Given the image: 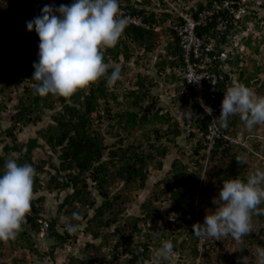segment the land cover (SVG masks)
<instances>
[{
  "label": "trees",
  "instance_id": "16d2710c",
  "mask_svg": "<svg viewBox=\"0 0 264 264\" xmlns=\"http://www.w3.org/2000/svg\"><path fill=\"white\" fill-rule=\"evenodd\" d=\"M3 1L0 0V3ZM8 2L15 9L13 11L0 10V52L2 46L7 45L10 38L14 39L8 46L11 51L10 56L0 60V111L8 109L5 103L7 99L5 94L11 83L18 87L16 91L18 103L13 106L15 111L11 114L9 127L0 131V135H6L9 139V141L2 140L4 144L2 145V153H0V175L3 174L4 165L9 157L16 159L18 164L30 163L36 169L31 212L27 215L16 239L11 240V242L15 246L22 244L24 248L37 254L39 249L35 235L41 232V225L45 220H48L47 241L54 240L63 243L59 245H64V242L70 241L69 243L73 244L77 242L79 235L85 234L90 235L92 239L102 238V245L110 244L108 238L111 236L116 241V245L121 246L120 251H110L107 260H102L97 255H92L91 259L71 256L70 264H119L118 255L125 257V262L123 261L125 264H154L153 254L164 240L173 243L174 251H178L181 245L187 246L189 253L194 258L191 264H202L201 262L197 263V259L206 256L207 252L213 249L215 243H218V241L213 242L211 239H199L192 231L194 218L191 213L196 197L193 184L202 180L203 162H200L199 159L195 161L198 170H200L195 175L193 172L187 171V165L183 164L180 159H174L168 174L153 183V192L141 203L140 210L143 214L138 216H127L125 205L129 200V194L121 189L115 193L110 190V164L115 165L116 163L117 179L123 182V187L138 186V188H145L149 182V166L154 164L156 169L162 170L165 165L164 159L170 151L168 146L162 147L158 140L167 135V142L172 143L176 137L182 134L178 122H172L173 115L170 111L163 112L162 108L156 109V97H152L151 102H146L152 87L157 83L156 75L170 72L167 74L170 79H166L168 81L178 80L174 70L180 69L184 65L179 36L171 20L173 11H164L159 7L150 8V0H119L120 14L123 17H126L127 14L131 17H139L142 23L130 22L127 24L116 46L103 49L104 62L106 64L110 62L118 64L122 62L120 56H123L124 62L119 66L121 73H123L126 67H131L129 62L136 52L142 53V55L154 54L157 61L155 63L157 71L156 75H137L135 80L137 88L127 90L124 94L130 103V107L113 114L111 113L110 100L112 99L116 105H121V102L119 101V94L116 91H110V88L106 86V78H101L84 89H78L70 97L52 94L41 97L34 94V87L38 82L32 79L35 71L33 62H38L39 37L35 30L28 31L27 22L41 15L42 8L36 10L35 5L42 3L43 0H8ZM71 3L73 0H58L56 7L61 4L71 5ZM162 7L167 8L165 4H162ZM247 18H249L248 15ZM19 22L24 25L25 34L14 32V29L19 27ZM1 28L5 29L1 30ZM197 31L200 35L208 32L207 28H198ZM223 41L226 40L223 39ZM247 43L249 44L250 41ZM208 53L209 56L216 55V51L213 50ZM213 63L215 66L213 69L223 74L224 78L219 81V91L216 94L205 92L208 101L212 100L214 96L224 94L225 87L232 81L231 72L238 73L239 80L244 81L246 86H250L252 82L256 83L258 80L257 76L253 77V74L246 75V68L241 64L240 56H237L232 62L235 68L232 67L230 73L224 68V62L220 59H214ZM112 70L113 67L109 68L108 73L110 74ZM255 71L257 75L264 72V65L262 67L261 65L257 66ZM183 86L187 89L186 94L190 96V99H187L190 101L187 103L190 104V107L186 114L193 125L202 134H205L208 131L209 118L204 115L196 99V93L190 90V86L185 84ZM102 103L105 105L103 110L108 112L107 117L111 120L109 127L112 126V129L107 133L118 137L111 146L105 143V135L95 125V119L102 123L103 114L99 113L97 117L92 116V111L97 109L101 111ZM144 104L146 105L145 110H142ZM48 110L52 111L51 121L44 126V129H38L37 135L29 137L25 143H19L18 131H23L31 124L43 122L44 115ZM239 120L238 116L229 117L228 124L233 126V129L221 125L223 136L217 138L209 159L219 157L221 160V154L225 155V158L229 156L232 147L230 137H237L240 132L238 130ZM141 123L168 124L166 131L164 130L165 133L162 135H160L159 128H154L158 135L156 134L157 137L153 139L152 150L141 151L139 144L134 145L129 144L130 141L126 142L130 132ZM121 130L125 132L122 133ZM41 138L44 139V143L41 142ZM47 147L57 155L58 162H54L50 155L49 158L36 160L35 150L40 148L46 152ZM204 147L203 142L200 141L195 150L199 152ZM109 148L107 159H105V150ZM43 172L49 174L46 177L45 186L41 183V173ZM220 172L217 171L216 174L223 186V179L227 178L220 176ZM239 172H243L242 169ZM231 173L234 174L235 172L232 171ZM237 176L235 175L233 178ZM244 177L241 178L245 179L246 177ZM90 179L94 182L93 186ZM69 187H72L73 191L58 203L54 214L50 212L51 208L45 205L43 194L33 198L34 195L45 190L44 188L48 189L49 192H54ZM92 187L97 190L96 194L92 191ZM164 196L170 202L168 213L173 215V223L179 231L169 236L167 234L168 229L159 228V235L156 237L148 232L144 234V238L141 237L142 222L147 224L153 219L156 223L162 218L160 214L155 213L152 201L154 197L158 199ZM99 200L100 202H98ZM35 204H37L36 209H34ZM46 213H49L50 217H46ZM73 213L79 215V220L73 218ZM124 213L126 215L125 222L121 223V217ZM62 215H65L69 222H63ZM263 215L261 214L260 217ZM168 221L172 224V220ZM66 223H78L80 225L79 230L74 233L67 230L63 231ZM135 235L138 236V239L132 242ZM177 235L183 236L180 245L177 242ZM261 243H264V238ZM0 244L4 245V242H0ZM56 246L57 243L52 246L51 255L54 254ZM94 246L95 243L89 241L87 250ZM183 257L185 256L183 255ZM169 263L170 260L160 261V264ZM12 264H20V259L14 258ZM182 264L188 263L184 261Z\"/></svg>",
  "mask_w": 264,
  "mask_h": 264
},
{
  "label": "clouds",
  "instance_id": "9594fccd",
  "mask_svg": "<svg viewBox=\"0 0 264 264\" xmlns=\"http://www.w3.org/2000/svg\"><path fill=\"white\" fill-rule=\"evenodd\" d=\"M213 1L223 2V0H175L181 10L191 11L193 14L196 12L195 10L201 11L210 8ZM56 4H58V0L57 2L55 0V2L50 5L43 4V2L35 5L38 6V9L42 8V13L27 22L28 31L35 30L39 37L38 62H33L35 71L32 79L38 82L34 87V94L41 97H45L49 94L60 97H70L78 89H84L101 78H106V86L110 88V91H116L118 94V89L115 90V88L119 85V80L121 79V68L116 66V62H110L108 64L104 62L103 49L115 47L127 26V18L120 14L119 0H73L71 5L61 4L59 7H56ZM162 4H165L167 8H163ZM260 4V0L247 3L246 12L241 18L237 19V22L231 25L228 36L217 38L212 32V25L198 27L207 28L208 32L201 36L205 38L206 44L213 46V49L210 51H216V59H220L224 62V68L228 73L232 71L234 65L232 62L237 56H240L241 64L243 63V57L238 49H244V46L250 45V43L248 44L247 42L253 38L254 32H250L247 36H244V34L250 29L248 26L249 18L254 15L256 7ZM156 7L164 11H171L168 3L164 0H150V8ZM121 12L123 13V11ZM175 14L176 12L173 11L172 21L176 20ZM247 15L249 18L246 19ZM244 21L245 24H243ZM198 28L196 29L197 33ZM249 31H251V29ZM223 39L226 41H223ZM218 52L219 54H217ZM151 55L154 56L153 59L156 61L155 55ZM120 57L122 58L123 56ZM112 64L114 65L112 66ZM111 67H113V70L109 74L108 69ZM214 67L212 60L210 68L213 69ZM183 68L184 65L179 69L181 76L178 77V80H181L183 84L188 86L183 77ZM233 68H235V66ZM213 70L217 72L215 69ZM236 74L238 73H230L232 81L225 87L224 94L217 95V97L214 96L215 99H212L216 100V98L219 97L220 101H222L220 115L214 117L213 122L220 123L221 129V125L227 127L229 117L238 116L244 127L249 132H252L257 126H264V95H259L245 84L238 83L239 76ZM201 78L202 77L190 78L188 81L190 83L198 82ZM135 88L137 87L134 84L132 89ZM189 88L192 92H195L191 87ZM20 89H22V87H20ZM152 91H154V86L150 91L149 99L146 101L148 103L152 101V97H156L158 101V96L151 95L153 94ZM196 99L201 106L197 93ZM119 101L121 102L120 98ZM110 104L112 106L111 113L114 114L116 112L114 105L116 104L112 99L110 100ZM120 104L121 105L118 106L122 107L123 103L121 102ZM129 104L125 108L117 111L126 110L130 107ZM145 104L142 110H145ZM104 106V103H102L101 111L98 109L92 111V116L97 117L99 113L103 114L102 123H99L98 120L95 119V125L100 128L101 132L105 135V143L111 146L117 141L118 137L107 133L112 129V126L109 127V122L111 120L107 117L108 112L105 109L103 110ZM188 106L190 107V104ZM204 107L206 112L211 115L212 109L207 106ZM158 108L156 103V109ZM201 108L204 115L208 116L202 106ZM174 121L178 122V120L173 118L172 122ZM178 126L180 128L179 123ZM167 127H164L163 130ZM1 130L3 129H0V131ZM121 132L124 133L125 131L121 130ZM162 132H160V135L164 134V132ZM198 132L202 134L199 130ZM204 135L205 134H202V142L205 147L199 150V152L203 151L204 155L209 158L213 148L208 151L204 143ZM166 136L167 135L163 136L160 140L157 139L162 147H169L170 142H167ZM222 136L221 130V137ZM156 137V134H154V136H147V142L127 139L126 142L130 141L129 144L134 145L139 144L141 146V151H149L152 150L153 139ZM236 138L237 137H230V142L239 143ZM110 139L115 140L110 141ZM233 145L235 144L231 146ZM169 148L171 150L172 146ZM109 150L110 148L105 150V159H107ZM235 157L238 164L248 165L247 159L243 156L236 154ZM151 165L154 166V164ZM109 168V179L111 180L110 190L115 193L117 190L121 189L127 194L131 193L133 187H123V182L117 179L116 163L115 165L110 164ZM35 174L36 169L32 164L27 162L18 164L16 159L12 157L7 159L3 174L0 175V242L7 243L10 240L16 239L22 228V224L25 222L27 215L31 212ZM48 176L49 174L47 172L41 173V183L43 186H45L47 181L46 177ZM201 178L204 177L201 176ZM90 182L93 186L94 182L91 179ZM44 189L49 192L48 189ZM139 189L144 188H138V190ZM94 190L97 191L92 187L93 192ZM72 191V187L62 191L55 190L54 192L56 193L57 200H60L58 203ZM40 194L43 193H38L34 195L33 198L39 197ZM43 195L46 197L45 194ZM98 202H100V200ZM213 204L215 205L214 209L205 210L206 214L202 223V220L200 221V218L195 216L194 213V210L199 206L195 198V204L192 208V217L194 218L192 221V231L194 235L202 240L211 239L213 242L220 240L221 237L228 236H231L235 241L242 240L244 236L249 235L252 231V215L258 211L260 214H264V208H260V206L264 204V169L256 168L253 171H249L245 179H241L239 176L223 179V186L219 189L218 195L213 198ZM36 206L37 204H35L34 209H36ZM56 208L52 212L53 214L56 212ZM91 211L93 212V210ZM45 216L50 217V214L46 213ZM61 218L63 222H69L65 215H62ZM64 218L65 220H63ZM73 218L79 220V215L73 213ZM47 221L48 220H45L42 225L45 223L48 224ZM79 227L80 225L78 223H66V227L63 231L67 230L70 233H74L79 230ZM47 235H43L41 230L36 236H40L41 240H44V242H49L47 241ZM79 238L80 235L78 236V241ZM51 242L53 243L51 248L56 243L57 246H63L59 245L62 242L59 243L54 240ZM64 243L67 244L66 242ZM173 255V243L169 240H164L153 254L154 264H160L161 260H169ZM256 257L257 264H264V248L256 249ZM51 259L53 261L55 260L54 257H51ZM67 264H70V260ZM240 264H247V259L244 256L240 258Z\"/></svg>",
  "mask_w": 264,
  "mask_h": 264
},
{
  "label": "rangeland",
  "instance_id": "374dc122",
  "mask_svg": "<svg viewBox=\"0 0 264 264\" xmlns=\"http://www.w3.org/2000/svg\"><path fill=\"white\" fill-rule=\"evenodd\" d=\"M55 0H45L43 4H52ZM260 5L256 7V11L254 13V17H251L249 20L248 26L251 31L247 30L244 36L249 35L250 32L253 33V38L250 39V45L244 46V49L239 48L241 52V56L243 57L242 65L246 68V75H252L253 77L257 76L258 80L256 83H251L250 87L257 94L264 95V72L256 73L255 69L257 66L264 65V0H260ZM36 10L38 6H35ZM6 9L9 11H13L12 5L8 2V0H4L0 3V10ZM5 28H1L4 30ZM13 32V30H11ZM22 32L25 34L24 25L19 22V27L14 29V32ZM14 39V38H12ZM12 39L10 38L7 45L2 46V51L0 52V60L6 59L10 56L9 44L12 43ZM237 50V51H238ZM154 56L151 54L142 55V53H135L129 62L130 68L126 67L124 72L121 73V79L119 80V85L115 88L118 89V94L123 106L120 107L118 105H114V109L120 110L128 106V100L124 96L127 90L132 89V86L135 84V80L137 75L139 74H149L156 75L157 67L154 61ZM121 61H124L123 57ZM121 63H118L117 66H121ZM114 64H112L113 66ZM111 66V65H110ZM254 72V73H253ZM168 73H161V75H156V86H154V91L152 96H158L157 107L162 108L163 112L170 111L173 115V118L178 120L180 124V128L183 133L180 137L176 138V140L169 144V147L172 146L167 158L165 159V165L162 170L156 169L153 165L150 166V176L149 182L147 183L144 189H139L138 187H133V191L129 193V200L126 203L127 208V216L128 215H140V205L145 200V198L149 197L153 192V183L164 178L165 175L168 174V171L171 169V163L174 159L178 158L181 160L183 164L187 165V171L193 172L195 175L198 174L200 170H198V165L195 163L197 159L200 162H203L202 169V180L199 182H195L194 188L196 190V201H198V208L194 210L195 216H198L200 221L204 220L206 209H214L215 205L213 204V198L218 195L219 189L222 187L220 184V179L218 178L216 172H220V176L228 178L238 175L241 177H246L249 171H253L256 168L264 169V126H257L252 132H249L243 125V123L239 120L238 130L240 131L236 140L239 143L232 142L233 145L230 148V154L225 158V155H220L215 159H209L208 156L204 155L203 151L197 152L195 150L196 145L202 141V134L198 132L193 126V123L186 116L187 110H189L190 96L186 94V88L183 86L181 80H173L168 81ZM174 73L176 77H180V70L175 69ZM239 76V74H236ZM170 79V78H168ZM238 83H244V81H239ZM18 87L16 84L11 83L8 87L7 99L5 100L8 109L5 111H0V129L5 130L9 127L11 114L15 111L14 105L18 103L17 93ZM12 96V99L10 97ZM125 97V98H124ZM128 103V104H127ZM153 111V110H152ZM52 112L48 111L43 118V122L39 124H31V126L27 127L23 131H18V142L25 143L29 137H33L37 135V130H43L44 126H46L51 121ZM167 123L157 124V123H141L132 132L128 135L127 140H137L147 142V136H154L157 134L154 128H159L160 132H164V127H167ZM228 128L233 129L234 127L231 125H227ZM162 132V133H163ZM158 135V134H157ZM165 136V135H164ZM234 137V136H232ZM4 138V139H2ZM3 141H9L6 135H0V153H2V145ZM115 139H110V141H114ZM165 140V138H164ZM41 142L44 143V139L41 138ZM165 143V142H164ZM47 151L44 152L43 149L35 150V158L44 159V158H52L54 162L57 161V155L51 152V149L47 147ZM239 154L247 159V164H238L235 155ZM234 169V170H233ZM242 169L243 172H239ZM235 173L232 174L231 172ZM237 172V173H236ZM244 177V178H245ZM242 179V178H241ZM137 190V191H136ZM43 194L46 195L45 205L51 208L50 212H53L58 204L56 193L48 192L47 190L42 191ZM96 194V191L94 190ZM64 194V193H62ZM153 207L155 208V213L160 214L162 216L158 221H153L151 219L147 224L141 223L142 231L140 233L141 237H145V233H150L153 237L159 235V228L168 229V235L172 236L174 232L179 231L174 222V217L172 214L168 213V207L170 206L169 200L164 196L163 198L156 197L153 198ZM262 204L260 208H263ZM193 214V210L191 215ZM259 211L252 215L251 221V233L249 236H244L242 240L235 241L228 237H221L218 243H215L213 249L207 252V255L199 258L197 262H201L202 264H240V258L244 256L247 259V264H257L256 257V249L264 248V243H261V240L264 238V215L260 217ZM142 216V215H141ZM125 213L121 217V223L125 222ZM65 220V218L63 219ZM168 220H172V224L167 222ZM155 226V229H154ZM113 229V228H111ZM139 235V237H140ZM254 235V236H252ZM35 239L37 240L36 244L39 248L38 253H34L31 250H28L23 247L22 244H16V246L10 241L7 243L4 242V245L0 244V264L8 263L12 264L14 258L20 259V264H67L71 258V256H77L82 259H91L92 255L98 256L102 260H107L110 256V251H120L121 246L116 245V241L109 236L108 245H102L100 239H92L90 235L81 234L79 241L75 243H69L63 246H57L54 251V254L51 255V245L53 244L51 241L44 242L41 240V237H37L35 235ZM92 239V240H91ZM138 239V236L135 235L132 239V242H135ZM94 242L95 246L90 247L87 250V243ZM183 236L177 235L178 244H182ZM242 249V250H241ZM182 254V255H181ZM183 255L185 257H183ZM119 264L123 263L125 257H120ZM182 256V257H181ZM51 257H54L53 261ZM169 264H182L186 261L188 264H191L194 261V258L189 253V248L187 246H179L178 251H174V255L170 257ZM125 262V261H124Z\"/></svg>",
  "mask_w": 264,
  "mask_h": 264
},
{
  "label": "built area",
  "instance_id": "2783aa9c",
  "mask_svg": "<svg viewBox=\"0 0 264 264\" xmlns=\"http://www.w3.org/2000/svg\"><path fill=\"white\" fill-rule=\"evenodd\" d=\"M168 3L171 11H175L176 20L173 21V27L180 38L181 54L184 62L183 77L188 86H190L198 95L201 106L204 111L207 106L212 109L209 117L208 131L204 135V143L210 151L216 139L221 137L220 123L213 122L214 117H218L221 112L220 98L208 102L205 92L216 94L219 91L218 83L224 76L210 68L211 61L217 56H209V51L213 46L205 43V38L196 32L198 27L212 25V32L217 38L228 36L231 25L237 22V19L246 12V4L254 0H223V2L213 1L210 8L204 10L183 11L175 0H164ZM127 24L130 22L141 24L139 17H131L127 14ZM148 27V26H147ZM157 29V27H156ZM230 36V35H229ZM223 54V53H222ZM226 56L225 54H223ZM202 77L198 82H189L190 78ZM224 98V97H223ZM222 98V99H223ZM215 99V97L213 98ZM49 225L45 223L41 226L42 234H48Z\"/></svg>",
  "mask_w": 264,
  "mask_h": 264
}]
</instances>
